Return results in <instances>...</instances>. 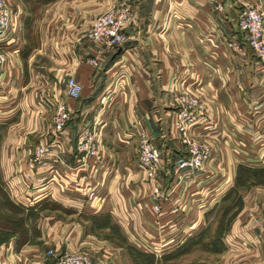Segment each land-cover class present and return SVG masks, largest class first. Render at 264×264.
I'll return each instance as SVG.
<instances>
[{"label": "crops", "instance_id": "1", "mask_svg": "<svg viewBox=\"0 0 264 264\" xmlns=\"http://www.w3.org/2000/svg\"><path fill=\"white\" fill-rule=\"evenodd\" d=\"M6 1L13 20L10 45L19 49L9 53L0 76V185L23 210L25 232L0 223V262L56 264V256L46 255L55 247L56 255L83 251L102 264H131L128 248L102 236L107 229L90 226L87 217L106 213L143 253L150 252L139 247L138 238L167 242L185 222L182 227L192 231L176 236V248L186 239L198 240L204 229L215 264H264V193L247 198L255 187L234 183L242 158L264 159V71L237 26L244 6L264 15V0ZM122 5L131 8L133 21L121 46L109 49L86 38L95 17ZM92 58L98 65L88 62ZM69 75L82 85L76 99L65 95ZM184 92L205 105L194 132L210 145L215 162L204 170L233 174L220 191L197 202L188 198L192 187L186 180H176L186 153L173 123L176 98ZM46 97L64 98L71 117L60 159H47L46 181L27 188L21 179L32 147L53 138ZM135 121L162 155L158 179L169 195L160 213L151 209L137 138L128 134ZM82 124L96 127L100 144L99 158L84 166L75 149ZM235 190L242 203L217 231Z\"/></svg>", "mask_w": 264, "mask_h": 264}, {"label": "built area", "instance_id": "2", "mask_svg": "<svg viewBox=\"0 0 264 264\" xmlns=\"http://www.w3.org/2000/svg\"><path fill=\"white\" fill-rule=\"evenodd\" d=\"M133 21V14L128 5H122L119 8L109 9L95 17L85 36L93 43L109 49H115L121 46L126 36L125 28ZM12 15L6 0H0V76L4 71L7 58L10 52H17L19 46L10 45L9 35L12 31ZM237 26L244 32L248 47L258 59L260 70L264 71V15L254 6H244L237 15ZM230 47H235L233 43ZM92 65H98L97 59H89ZM65 95L76 99L82 93V85L73 76L69 75L65 79ZM176 102L178 110L175 114L173 128L178 135V139L187 157L182 159L176 166L177 178H181L184 173H191L203 169L211 156L210 145L198 138L194 132L197 123L202 119L205 112L204 103L191 93H181L177 96ZM45 104L51 112V125L53 128V138L46 143L37 144L30 151L26 162V168L23 172L22 183L27 187L38 186L44 183L50 175L51 168L47 167V159L54 158L59 160L63 146V136L65 127L71 117V111L68 108L64 98L46 97ZM129 136L137 138V159L139 166L145 176V180L150 184V198L154 201L152 211L161 212V202L168 197L169 192L164 191L158 181V169L161 165L162 155L160 150L154 146L150 135L138 121L130 127ZM80 166H84L88 161L98 159L100 155V144L96 127L89 124H82L76 133V146ZM181 174V175H180ZM187 208V207H186ZM189 210V207L185 211ZM185 223V222H184ZM180 224L172 230L171 240L165 242L162 239H154L149 235H143L138 238L139 247L144 251L161 254L173 250L180 243L176 241V236L187 235L192 231L188 227H182ZM193 229V228H192ZM169 242V243H168ZM169 245V246H168ZM172 247V249H170ZM49 255L54 251L49 250ZM61 264H102L100 260L95 259L88 252L76 251L70 254L59 256Z\"/></svg>", "mask_w": 264, "mask_h": 264}, {"label": "rangeland", "instance_id": "3", "mask_svg": "<svg viewBox=\"0 0 264 264\" xmlns=\"http://www.w3.org/2000/svg\"><path fill=\"white\" fill-rule=\"evenodd\" d=\"M254 7H256V6H254ZM202 141H204V140H202ZM33 147H32V149H33ZM185 153L186 154L183 157V159L187 157V152L185 151ZM241 160H243L244 162L239 164V165H241L245 168H248L249 170L246 174L239 176L238 177L239 179H237V180H236L237 173H235L234 183L236 181H240V183H239L240 185H238V186L242 187L245 185L246 186L250 185V187H255L254 192L250 196H248L247 198H251V197L256 198V197H258V194L261 195L264 193V188H262V185H264V162H263L264 159L259 157L258 154H255V155L249 156V158H242ZM223 161L227 162L226 159H223ZM209 162L213 163V162H215V159L212 156H210V159L207 163H209ZM233 162H234V159H233ZM210 171L204 170V167H203V169L198 170V171L195 170V171H192L191 173H184L182 175L180 174L181 178H177L176 180H177V182L179 181L180 184H181V182L183 183L184 180H186V182L188 183V187H192V189L190 191V195L188 196V198L189 199H196L195 202L201 201V199L209 197L211 193L214 194L215 191H217V192L220 191L219 189L222 186V184L223 185L225 184V186H226L229 183L228 181H229L230 177L233 175V174H231V172L228 173L227 171L222 173V170H218L217 168H215L214 170H210ZM158 181H159V184L162 186V181L160 179H158ZM256 185H261V186H257L259 188L258 191H257ZM0 187L3 190V191L0 190V223L2 224L5 222L4 219H6V218H8V219L9 218H14V219L17 218L18 219V217H19L18 213L19 212L10 208L9 205H7V201H6V199L8 200L7 192H6V190L3 189V187L1 185H0ZM213 187H215L216 189L211 190ZM233 193H232L233 195H229V196H232V199H231V201H229L226 204L225 209L227 208V210L224 211L220 217V221L218 222L219 224H218L217 231L223 230L224 225L226 223L228 225L232 221L233 217L235 216L234 214H236V209H238L240 207V204L242 203V202H240L241 195L238 194V190L233 191ZM213 196H215V195H213ZM167 198L168 197H166V199ZM198 199H200V200H198ZM250 216H251V214H249L247 217H250ZM92 217H94V216L87 217L88 220L91 221L90 226H92L94 224L92 222V219H91ZM252 218H254V217H252ZM225 219H227L226 222H225ZM96 229L100 230L101 228L96 227ZM105 229H107V230L102 232V234H103L102 236H105V238H107L108 240L112 241L113 243H115L118 246H124L128 249L134 248L137 251H139L137 249V246L134 245L133 243H131L124 236L121 229L117 225H114V224L111 225L110 224V228H105ZM179 234H181V232ZM179 234H178V236H179ZM186 248L187 249L183 253H177L176 255L165 259V263L166 264H215L214 261L217 258H216L214 253H210V251L208 252L207 248L197 247L195 249L194 248L192 249L190 244L187 245ZM49 250H53L54 254L49 255L47 253ZM55 250H56L55 247H53V249H51V248L48 249L46 251V255L47 256H56V264H61V263H59V260H58L59 256H62L64 254H70V253L65 252V253H61V254L56 255ZM151 254L154 256L152 260L146 259L145 257H143L145 260H142L143 258L138 256L136 261L137 262L146 261L148 264H150V262L153 261L152 264H156L157 262L162 260L161 258L157 257L159 254H155V253H151ZM128 256H129V260L131 261V264H132L133 258H131V256L129 254H128ZM140 258H142V259H140ZM0 264H3L2 261L0 262Z\"/></svg>", "mask_w": 264, "mask_h": 264}, {"label": "trees", "instance_id": "4", "mask_svg": "<svg viewBox=\"0 0 264 264\" xmlns=\"http://www.w3.org/2000/svg\"><path fill=\"white\" fill-rule=\"evenodd\" d=\"M248 168H245L241 165H238L237 166V170H236V180L239 179L238 177L241 176V175H244L248 172ZM240 181H236L235 184L236 185H240L239 184ZM0 190H2V188L0 187ZM3 191V190H2ZM6 194V193H5ZM228 194V192L225 194V196ZM8 198V197H7ZM7 201V205H9L10 208L16 210L18 213V219H14V218H6L4 219V223H2L3 226L9 228V229H13V230H17V233H21V235H24V230H23V219H22V216H21V213L23 212V210L20 208V207H17L15 206L11 201L10 199L8 198V200L6 199ZM20 214V215H19ZM11 219V220H10ZM92 219V222L94 223L93 225L95 227H99L101 229H105V228H110V215L109 214H102L100 216H94L91 218ZM16 224V225H15ZM202 232H204V229H202L199 234L200 236L198 237L199 239L194 241L193 238H189V239H186L183 244H181L179 247H177L175 250L169 252V254H166L164 255V257H162V259H167L169 257H172L174 255H176L177 253H183L187 248L186 246L190 244V246L192 247V249L194 248H197V247H202V248H207V245H208V238H206L205 236H203L204 234H202ZM202 234V235H201ZM130 251V256L131 258H133V263L132 264H148L146 261H142V262H137V257H145L146 259H149V260H152L153 259V255L151 253H143V252H140V251H137L136 249L134 248H131L129 249ZM140 258V259H142ZM142 260H145L144 258ZM152 262H150V264H152Z\"/></svg>", "mask_w": 264, "mask_h": 264}]
</instances>
